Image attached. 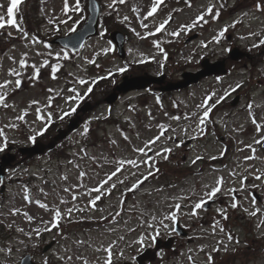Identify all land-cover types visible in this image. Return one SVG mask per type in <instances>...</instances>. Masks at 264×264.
Here are the masks:
<instances>
[{
  "label": "rangeland",
  "instance_id": "1",
  "mask_svg": "<svg viewBox=\"0 0 264 264\" xmlns=\"http://www.w3.org/2000/svg\"><path fill=\"white\" fill-rule=\"evenodd\" d=\"M101 1L104 11L114 4L113 0ZM153 1L126 0L119 3L120 9L115 15V21L124 22L130 33L126 46L129 60H151L152 74L166 68L171 80H176L185 69L196 70L204 57L212 60L225 57L235 44L249 50L254 59L238 62L236 68L223 76L206 77L174 93L173 98L159 100L157 93L147 90L125 95L112 108L96 104L97 99L91 100L83 115L89 121L110 114L126 122L121 123V127L96 123L97 136L106 133L111 141L84 149L78 144V131L70 136L73 146L69 154L58 148L62 158L54 157L53 153L32 158L46 149L30 152V159L24 160L27 164L20 163L8 170L6 178L0 182L6 184L5 192L0 193V228L3 230L0 263L17 264L30 248L36 252L34 259L40 263L107 264L109 247L111 260H128L145 246L152 245L157 233L166 236L172 232L170 214L176 212L177 219L189 228V234L179 239L182 245L178 257H171L168 264H190L191 260L188 263L185 254L189 249L195 253L205 246L212 254L209 256L214 257L216 251L211 250L214 248L212 244L216 238H222L218 237L221 230L219 218L230 211V222L242 224L238 229V252L246 249L250 252L237 257L233 264H264V250L254 249L264 246L261 241L264 224L260 223L264 217V44L260 43L264 40V10H257L255 0H231L232 15L225 21L206 18V23L199 22L187 30L185 26L216 0H194L174 15L170 14L175 9L174 3H164L156 13L147 17ZM68 2L70 8L75 4V0ZM10 3L11 0H0V15L4 16L5 22L9 18L7 9ZM63 6L64 0H38L37 15L43 18L42 34H48L51 29L49 20L58 23L63 33L73 28L82 12L65 14ZM124 17L128 19L124 20ZM15 19L20 24L16 13ZM167 19L169 24L164 32H157L156 28ZM61 20H67V23L60 24ZM143 24H147V28ZM17 29L7 23L0 29V83L13 81L6 89H0L8 92L5 98L7 107L0 105V130L3 131L0 145L4 144L5 138L7 144H28L29 138L41 126L37 108L39 115L44 117L53 108L60 114L70 113L72 116V109L81 100L69 101L72 97L69 95L70 84L76 85L79 92L87 90L80 81L89 75V63L94 58L97 59L98 73L123 68L111 41L94 37L87 41L75 63L68 65L62 76L49 77L41 68L38 78L34 76L32 81H22L20 88L16 89L14 81L21 80L23 73L28 75L29 65L40 68L42 61L52 54L63 53L58 46L32 41ZM224 29V35L220 37ZM173 32L179 34L173 36ZM193 32H199V36L184 43V38ZM171 39L181 45L176 55L167 58L158 51L156 42ZM22 59L27 61V66L20 65ZM23 69L27 71L23 72ZM10 70L20 75L13 76ZM50 90L55 92L54 96ZM234 99H237L236 104L232 103ZM208 109L209 114L205 117L204 112ZM26 110L29 113L25 115ZM22 115L24 119H18ZM253 118L261 125L260 130H257ZM61 136L59 133L52 143L62 140ZM141 148L144 152L138 151ZM164 149H171V152L166 153ZM3 151L5 147L0 154ZM165 156L171 163L184 166L175 174L192 175H187L177 185L163 188V179L157 182L151 179L149 172L153 173V163L162 161ZM253 156L254 159H246ZM197 157L201 159L197 160ZM213 157L223 159L219 166L210 164ZM258 176L261 178L257 179ZM11 177L22 178L29 186H21ZM220 177H223L220 192L208 200L206 194L217 186ZM134 184L138 186L133 188ZM97 188L101 191H94ZM133 189L135 196L122 202L124 192ZM254 192L261 196L260 201L256 200ZM97 195L101 198L93 205L91 201ZM201 199L205 203L193 215V205ZM207 203L209 206L205 208ZM233 203L237 204L235 208ZM177 204L181 205L178 210ZM57 209L61 212L58 223L55 219ZM113 209L117 215L120 213L117 221L110 219L112 214L115 215ZM253 212L256 214L251 215ZM83 220L99 226L89 229ZM220 227L224 229V226ZM45 228L50 230L44 231ZM65 228L67 231L63 235ZM37 229H40L39 236L36 235ZM52 240L55 245L42 252L43 246ZM230 245L226 247L224 244L218 249L221 257L216 264H227L226 254L234 250L232 241ZM209 256L199 254L195 258L207 264Z\"/></svg>",
  "mask_w": 264,
  "mask_h": 264
},
{
  "label": "snow or ice",
  "instance_id": "2",
  "mask_svg": "<svg viewBox=\"0 0 264 264\" xmlns=\"http://www.w3.org/2000/svg\"><path fill=\"white\" fill-rule=\"evenodd\" d=\"M116 2H119V3L122 4V3H125L126 0H113V3H116ZM21 3H22V0H11L10 6H9L8 9H7V15H8V17H9V18L7 19V21L5 22V18H4V16H3V15H0V29H2V28L5 27V23H7L8 25H12V26H14V27L20 28V25L17 23V21H16V19H15V11L18 10V5H20ZM162 3H163V0H154V3H153V5H152L151 10L147 13V17H151V16L157 11L158 6H159L160 4H162ZM0 7H2V6H0ZM110 7H111V5H110ZM256 8H257V10H264V8H262V5H261L259 2L256 4ZM62 11H63L65 14H67L69 11H72V12H82L83 9L81 8L80 0H75V4H74L71 8L69 7V2H68V0H64V6H63ZM208 11H209V12H212L213 9H212V8H209ZM218 15H219V13H216V16H218ZM147 17H145V19H146ZM214 18H215V17H214ZM68 19L71 20L72 17L69 16ZM81 19H83V17H82ZM127 19H128L127 17H124V20H127ZM202 19H203V16L197 17V20H202ZM80 22H81V21H75V22H74V25H73V28L70 29V31H75V30H76L75 25L79 24ZM49 23H50V24H51V23H54V21H53V20H49ZM59 23H60V24L67 23V20H61V21H59ZM166 23H167V21H165L164 23H161V24L156 28V31H157V32L161 31V30L164 28V26H165ZM142 26L145 27V28H147V24H143ZM185 27H188V26H185ZM20 30L23 32V29H20ZM133 31H134V29H133ZM224 31H226V29H224V30H222V31L220 32V34H219L220 37H222V36L224 35ZM23 34H24L25 36L28 35L27 32H23ZM178 34H179V33H177V32H173V33H172L173 36H176V35H178ZM216 39H219V37H217ZM260 43H261V44H264V40H261ZM106 51H107V50H106ZM25 55H26V54H25ZM49 55H51V53H49ZM57 55H59V53H57ZM19 63H20V65H21L22 67L27 66V61H25V60H23V59L20 60ZM45 63H47V62H45ZM32 67H33L34 70H35V72H34V76H35L36 78H38V74H39L40 69H39L38 67H36V65H32ZM56 67H58V65L55 66V67H53V72H55ZM124 70H125V69H119L118 71H121V72H122V71H124ZM10 72L12 73L13 76H17V77H18V76L20 75V73L15 72L14 70H10ZM80 82H81V83H85L83 80H81ZM12 83H13V81L6 80V81H4L3 83H0V89H6L7 86H8L9 84H12ZM21 83H22V81H21L20 79H16V80L14 81L15 88H16V89L20 88ZM237 87H239V85H237ZM91 91H92V89L89 87V88H88V92H91ZM7 95H8V92H7V91H0V105H3V106H5V107H7V104L5 103V98H6ZM78 98H79V97H78ZM209 99H210V98H209ZM32 103L35 104V103H38V102H37V101H33ZM249 107L251 108V105H249ZM72 111H75V109H72ZM209 111H210V109L205 110V112H204V116H205V117L208 116ZM39 112H40V110L37 108V113L39 114ZM67 114H68V113H66V115H67ZM39 118L42 119V120L45 119V117H44L43 115H40ZM18 119L23 120V119H24V116L22 115V116L18 117ZM48 119H50V115H49ZM203 122H204L203 119H201V123H203ZM253 122L256 123V121H255L254 118H253ZM11 126H12V127H15V125H11ZM256 126H257V130H260L261 125H260L259 123H256ZM0 136H3V131H2V130H0ZM31 139L34 140L35 137H32ZM156 139L158 140L159 137H156ZM153 142H154V141H153ZM257 143H261V141H257ZM6 145H7V140H6V138H5V142H4V144H3V145H0V151H2L3 148L6 147ZM249 147H251V146H249ZM138 151H140V152H144V149L141 148V149H138ZM163 151L166 152V153H169V152H171V149H164ZM253 151H255V150L253 149ZM164 158L167 159V156H165ZM254 158H255L254 156H253V157H246V159H254ZM196 159L199 160V159H201V157H197ZM213 159H215V157H213ZM195 162H196V161L194 160L193 163H195ZM128 163L135 164L136 162H135V161H128ZM122 164H123V162H121V165H122ZM119 170H120V169L117 168V171H119ZM115 174H116L115 172L112 173L113 176H114ZM151 174H152V173L149 172V175H151ZM82 175H83V174H82ZM256 178H257V179H260L261 177L258 176V177H256ZM109 179H111V177H109ZM145 179H147V177H145ZM104 183H107V181H105ZM222 184H223V177H220V178L217 179V186H216V187H213V188L211 189V191L208 192V193L206 194L208 200H211V199H212V198H213L218 192H220V190H221L220 185H222ZM137 186H138V185L134 184V185H133V188H135V187H137ZM113 187H115V186L113 185ZM94 191H96V192H100L101 189H100V188H97V189H94ZM100 198H101L100 195H97V196L95 197V200L91 201V203H92L93 205H95V201H96V200H99ZM73 199H75V197H73ZM38 203H39V202H38ZM204 203H205V200H203V199H201L200 201L196 202V203L193 205V212H192V214L195 215V214H196V210H197V209H201V208L203 207ZM41 206H42V207H46L45 205H41ZM236 206H237L236 203H233V204H232V207H233V208H235ZM175 207H176V209L178 210V209L181 207V205L177 204ZM15 211H19V210H15ZM71 211H72V210L69 209V210H68V213L71 214ZM221 211H222V210H221ZM257 211H259V209H257ZM255 214H256V212L251 213V215H255ZM60 218H61V212L57 209V210L55 211V219H56L57 223H58V221H59ZM225 218H227L226 215H225ZM28 219L31 220L32 217L29 216ZM170 219L173 220V221L177 220V214H176V212H172V213L170 214ZM150 226H151V225H150ZM49 230H50V229H47V228L44 229V231H49ZM19 231H23V230H22V229H19ZM36 235H37V236L40 235V229H37V230H36ZM228 238H229V239H232V236L229 235ZM153 239H154V237H153ZM140 243H143V240H141ZM214 250H215V249H214ZM8 251L11 252V249H9ZM107 251L109 252V260L107 261V264H111V248L109 247V249H108ZM209 260H211V256H209ZM45 264H47L46 261H45Z\"/></svg>",
  "mask_w": 264,
  "mask_h": 264
},
{
  "label": "water",
  "instance_id": "3",
  "mask_svg": "<svg viewBox=\"0 0 264 264\" xmlns=\"http://www.w3.org/2000/svg\"><path fill=\"white\" fill-rule=\"evenodd\" d=\"M89 9H90V17L88 21L80 28L78 31L72 33L71 35L65 36L61 39V43L71 47L74 50H77L82 45L83 41L86 37L97 33V24H98V5L94 0H89ZM112 38L117 42L119 51L122 53L123 46V38L117 31L111 33ZM245 53L241 52L238 48H234L230 51V57L232 59H237L244 56ZM205 68L197 73L185 72L183 73L184 80L180 81L174 86H170L169 88H180L184 87L192 82L198 81L202 76L210 73H223L225 72V61L221 60L210 64L207 59L203 60L201 63ZM129 82L132 80H128ZM149 84V82H145L144 84H135L128 86L127 88H123V91L133 87H145ZM116 98V94H112L109 96L108 101L112 102ZM76 127V124L72 123L69 126V129L72 130ZM8 161L4 159V165H6ZM2 168H0V173ZM26 261H23L25 264Z\"/></svg>",
  "mask_w": 264,
  "mask_h": 264
},
{
  "label": "trees",
  "instance_id": "4",
  "mask_svg": "<svg viewBox=\"0 0 264 264\" xmlns=\"http://www.w3.org/2000/svg\"><path fill=\"white\" fill-rule=\"evenodd\" d=\"M26 2H27V10H26V13H27V18H29L30 19V14H31V5L34 3V4H36V1L35 0H26ZM30 24V23H29ZM107 89V86L105 87L104 86V88H102V89ZM105 91V90H104ZM91 136L93 137V135L91 134Z\"/></svg>",
  "mask_w": 264,
  "mask_h": 264
}]
</instances>
